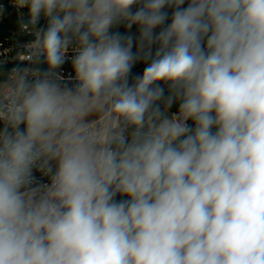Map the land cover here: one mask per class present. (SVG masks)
<instances>
[{
  "label": "clouds",
  "instance_id": "obj_1",
  "mask_svg": "<svg viewBox=\"0 0 264 264\" xmlns=\"http://www.w3.org/2000/svg\"><path fill=\"white\" fill-rule=\"evenodd\" d=\"M12 2L0 264H264V0Z\"/></svg>",
  "mask_w": 264,
  "mask_h": 264
},
{
  "label": "built area",
  "instance_id": "obj_2",
  "mask_svg": "<svg viewBox=\"0 0 264 264\" xmlns=\"http://www.w3.org/2000/svg\"><path fill=\"white\" fill-rule=\"evenodd\" d=\"M4 0H0V8L4 7ZM9 4L13 6L14 10L17 13L18 18L25 20V8L18 9L12 0H9ZM2 13H0V24L2 21ZM27 20H25L26 22ZM47 23L46 19L41 17L39 24L37 25V28H43L45 24ZM1 26V25H0ZM19 34H29L27 32H24L21 30L19 31ZM35 37L31 39H20L16 31L12 30V34H7L0 36V65L4 63H8L11 61H16V64H14L12 67L6 70H0V73H5L6 75L11 72V70L17 66L23 68V67H32V65L29 64L28 61L21 60L23 57H20L22 54H25V45L34 40ZM74 55L73 52H69V57ZM21 58V59H20ZM70 59L65 63V65H68L70 63ZM60 74L64 78V82L69 85H74L76 82L72 79L74 77V72L72 68H67L66 66H63L59 70ZM7 78V77H6ZM5 78V80H6ZM3 127V124L0 123V128ZM35 176L37 178V181L40 183H49V177L43 176L40 172H35Z\"/></svg>",
  "mask_w": 264,
  "mask_h": 264
},
{
  "label": "trees",
  "instance_id": "obj_3",
  "mask_svg": "<svg viewBox=\"0 0 264 264\" xmlns=\"http://www.w3.org/2000/svg\"><path fill=\"white\" fill-rule=\"evenodd\" d=\"M4 7L2 8V21H1V26H0V36L3 35H7V34H12V30L16 31V33L18 34L20 39H31L34 37V35L32 34H19L20 31V19L17 16L16 11L14 10L13 6L9 4V0H4ZM186 6V5H185ZM171 15V12L169 11V16ZM28 19V9L25 8V20ZM170 22V19H169ZM47 24V23H46ZM46 24L44 27H46ZM113 31H119L121 33H131L134 36H136L137 38L139 37V30H138V26L133 25V27L129 30L126 28V26L124 24L119 25L118 27H115L113 29ZM157 31H159V29H157ZM155 50V48L153 49V51ZM133 51H136V48H133ZM14 64H16V61H11L8 63H4L0 65V70H6L9 69L10 67H12ZM66 66L67 68H72L71 66V62L68 65H63ZM62 66V67H63ZM39 67L41 69H46L47 68V64H40ZM146 67V63L144 61H140L138 62L132 70V76L130 77V82L132 81V79H134V77L136 75L142 74L143 69ZM70 87L73 85H69ZM165 94L167 95V88H166V92ZM177 104H173L172 107H174ZM192 122L189 121V124H191ZM121 197H117V199H120Z\"/></svg>",
  "mask_w": 264,
  "mask_h": 264
},
{
  "label": "rangeland",
  "instance_id": "obj_4",
  "mask_svg": "<svg viewBox=\"0 0 264 264\" xmlns=\"http://www.w3.org/2000/svg\"><path fill=\"white\" fill-rule=\"evenodd\" d=\"M7 77V75L5 73H0V81H5V78ZM178 108V104L175 105L174 107H172L170 109V112H176Z\"/></svg>",
  "mask_w": 264,
  "mask_h": 264
}]
</instances>
